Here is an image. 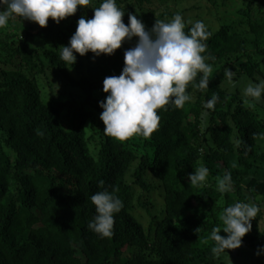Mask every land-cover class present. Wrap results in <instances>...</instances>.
<instances>
[{
    "label": "trees",
    "instance_id": "trees-1",
    "mask_svg": "<svg viewBox=\"0 0 264 264\" xmlns=\"http://www.w3.org/2000/svg\"><path fill=\"white\" fill-rule=\"evenodd\" d=\"M216 1L117 0L125 24L135 14L150 30L179 13L188 32L193 15L207 11L218 26L204 23L203 55L214 57L206 61L209 88L194 86L198 74L183 108L158 109V129L126 141L105 135L100 101L108 95L105 77L121 74L124 50L138 37L112 55L75 53L74 65L59 58L78 20L91 19L102 0L59 24L17 16L0 28V264H253L251 254L264 246V95L245 103L242 91L264 79V0H247L234 16L222 12L228 0ZM226 68L235 72L231 83ZM213 95L214 109H205ZM201 165L207 180L191 186L187 174ZM226 171L233 190L221 193L216 178ZM104 188L123 202L111 237L88 228L96 215L91 196ZM156 193L159 213L150 202ZM237 201L260 211L241 247L216 257L210 233ZM257 262L264 264V254Z\"/></svg>",
    "mask_w": 264,
    "mask_h": 264
},
{
    "label": "clouds",
    "instance_id": "clouds-1",
    "mask_svg": "<svg viewBox=\"0 0 264 264\" xmlns=\"http://www.w3.org/2000/svg\"><path fill=\"white\" fill-rule=\"evenodd\" d=\"M89 4L90 0H0V28H5L10 19L17 16L36 22L41 27L48 26L49 18L59 24L61 20L74 15L78 7ZM93 11L91 19L82 16L78 20L69 44L61 46L59 58L65 64L76 63L75 53L83 56L91 51L95 56L112 55L125 40L138 37L134 47L124 50L121 74L105 77L103 81V91L108 93L106 100L100 101L103 109L100 119L106 125L103 130L105 135L119 141H126L134 135L149 138L159 127L157 110L169 104L183 108L192 99L186 89L198 74L202 75L194 86L201 90L209 88L212 66L206 61L214 57L203 55L207 48L205 41L210 35L203 21L197 20L185 32L184 19L177 13L169 21L157 19L149 30L135 14H129V23L125 24V13L118 7L117 0H102L99 7H93ZM234 75L230 68L225 69L230 83ZM242 95L245 103L248 98L259 101L264 95V79L258 83L249 82L243 88ZM217 100L218 96L213 95L204 108L214 109ZM206 115V112L202 114ZM37 134L43 135L39 130ZM261 136L264 137V134ZM208 175L209 169L201 165L193 173H188L187 179L191 186L202 187ZM216 181L219 192L233 190L230 171H226L222 177L218 176ZM103 185L104 181H100L101 188ZM91 200L96 215L90 220L88 228L101 237H111L114 215L122 210V200L115 190L110 192L106 188L93 194ZM259 211V205L243 201L224 208L220 216L223 227H214L209 236L214 241L212 254L219 257L228 249L241 247ZM222 230L227 236L220 234ZM261 252H264V246L260 247L257 255Z\"/></svg>",
    "mask_w": 264,
    "mask_h": 264
},
{
    "label": "rangeland",
    "instance_id": "rangeland-1",
    "mask_svg": "<svg viewBox=\"0 0 264 264\" xmlns=\"http://www.w3.org/2000/svg\"><path fill=\"white\" fill-rule=\"evenodd\" d=\"M246 1L247 0H228L227 1L228 5H227V7L224 8V11H222V12H225L224 14L227 15V16H229V15H232V16L237 15V12L244 6ZM213 3L212 4L208 3V6L213 5ZM215 3L216 4L217 3L220 4L221 0H217ZM218 7L222 8L223 6L222 5H218ZM193 16H195V19L203 21L204 23L208 24L209 26H214L215 28L218 27L216 23L208 21L210 15H209V12L207 13V11H202V12H199V13H195ZM194 22H196V21H194ZM150 202L152 204H154L155 211L157 213H159L162 210L163 200L157 193L154 194V195H151ZM137 211L139 212L141 210L137 208ZM142 215H144V214L142 213ZM141 220L145 222V223L144 222L143 223L147 227L149 219L147 217L145 218V216H143V218H141ZM261 223H262L261 226L264 227V219H263V222H261ZM259 249L260 248L256 249V251L251 254L252 259H253L252 260L253 264H259L257 262V258L264 254V252H261L260 255H257V252H258Z\"/></svg>",
    "mask_w": 264,
    "mask_h": 264
}]
</instances>
